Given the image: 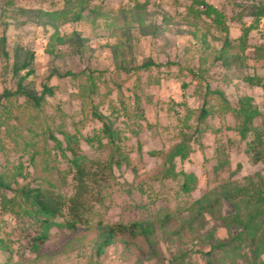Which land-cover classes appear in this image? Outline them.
Listing matches in <instances>:
<instances>
[{"label":"rangeland","instance_id":"1","mask_svg":"<svg viewBox=\"0 0 264 264\" xmlns=\"http://www.w3.org/2000/svg\"><path fill=\"white\" fill-rule=\"evenodd\" d=\"M78 2L81 9L75 5ZM244 3L250 2L0 0V97L6 89L16 88L17 46L32 50L39 91L43 84L55 88L47 112L51 116L58 109L64 112L56 121L78 138L81 152L101 160L118 149L116 154L129 160L114 167V178L102 189L103 201L94 206V222L129 225L172 215L166 229L172 236L159 237L160 257L143 264H169L185 252L190 264H207L201 253L229 240L219 217L234 210L223 203L212 216L210 208L200 210L197 203L223 188L250 182L264 186V19L255 22ZM66 6H70L67 12L81 11L82 19L62 24V39L51 50L57 29L38 15L61 13ZM210 7L222 13V24L216 23ZM86 70L101 73L93 103L119 131L114 145L104 135L103 124L72 96L84 83L77 75ZM211 90L221 91L232 107H238L243 97L253 99L260 114L248 124L246 136L236 112L227 110L216 94L208 101L212 113L199 122L198 112ZM195 128L200 132L193 135ZM187 138L194 152L185 160L178 158V175H169L167 154ZM6 143L11 147L10 141ZM11 158L27 166L19 154ZM69 166L66 160L60 165L62 170ZM28 172L32 174L20 179L21 185L32 181L33 172ZM183 173L197 176L192 192L183 190ZM1 202L0 192V264H84L89 259L95 241L89 226L54 228L37 253L32 248L31 222L4 213ZM70 220L67 212L59 219ZM186 223L194 230H185ZM128 243L131 240L123 237L110 247L103 264H137L138 254Z\"/></svg>","mask_w":264,"mask_h":264},{"label":"trees","instance_id":"2","mask_svg":"<svg viewBox=\"0 0 264 264\" xmlns=\"http://www.w3.org/2000/svg\"><path fill=\"white\" fill-rule=\"evenodd\" d=\"M249 2L247 5L244 3L249 16L255 22L264 19V0H249ZM75 5L82 8L80 2ZM69 8L70 6L64 7L61 13L38 15L49 19L48 24L57 29L51 39V50H54L55 43L62 39L60 26L82 19L81 11L69 12ZM67 9L68 12L65 11ZM210 9L216 23L222 24V13L214 7ZM211 13L208 12V16ZM6 40V37L2 39L4 46ZM229 42L230 39L227 38L225 46ZM115 51H119V46ZM35 60L34 51L21 45L17 46L13 65L16 88L6 89L0 97V136L3 139L0 142V154H5V157L0 158V161L4 162V166H0L2 211L31 222L33 227H30L32 229L29 231H34L32 248L37 253L47 242L54 228L67 227L77 230V226H89L86 229L94 232L95 241L91 255L84 264H103L108 249L123 237L131 240L128 246L138 254L137 264L157 259L161 255L160 235L164 234L170 238L173 234L169 230L166 231L172 222V215H159L152 220L136 221L129 225H108L101 220L94 222L92 217L94 206L103 201L102 189L114 178V167L120 168L129 160L127 156L117 155L118 149L110 152L108 158L101 160L90 159L81 152L78 138L70 134L63 123L56 121L62 119L64 112L58 109L54 116L47 112L48 97L54 96L55 88L43 84L42 91H39L35 79ZM77 76H80L84 83L72 96L81 101L83 110L89 109L93 118L103 124L104 135L112 144L119 131L114 129L109 117L98 111V104L93 103L99 92L97 79H100L101 73L86 70ZM215 94L221 97L225 105L227 104V110L236 112V117L242 121L243 136H246V132L250 130L248 124H252L260 114L250 97H243L238 107H232L221 91H207L204 105L198 112L199 122L204 123L212 113L208 101ZM189 126L187 124L186 128L191 131ZM55 131L62 135L64 142L56 136ZM199 132L200 130L195 128L193 135ZM6 141H10L11 147H8ZM192 145L191 138H187L171 148L167 154L169 175H178L175 172L176 160L187 159L194 152ZM17 154L20 159H27V166L22 160L19 162L12 160L11 157ZM63 160H66L70 166L62 170L60 165ZM29 170L33 172L32 181L21 185L20 179L32 174L28 172ZM183 174L185 178L183 190L192 192L197 185V176L192 173ZM69 179L71 184H68ZM223 203L231 204L234 210L230 215L219 217L229 233V240L218 241L210 251L201 253L207 259V264H240V260L245 264H264V186L250 182L247 186L223 188L222 191L211 192L197 205L200 210L210 208L208 212L211 214ZM64 212H67L71 220L62 223L59 219L63 217ZM185 228L189 231L194 230L188 223L185 224ZM233 230L236 232L235 235ZM182 231L183 229L177 231V234ZM187 255L188 253L185 252L169 264H190L186 259Z\"/></svg>","mask_w":264,"mask_h":264}]
</instances>
